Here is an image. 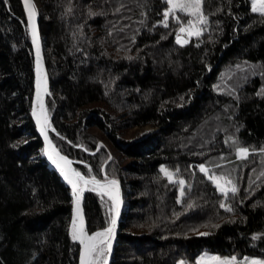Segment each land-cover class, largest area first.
I'll use <instances>...</instances> for the list:
<instances>
[{
  "label": "trees",
  "instance_id": "1",
  "mask_svg": "<svg viewBox=\"0 0 264 264\" xmlns=\"http://www.w3.org/2000/svg\"><path fill=\"white\" fill-rule=\"evenodd\" d=\"M36 4L47 110L61 133L51 139L86 175L91 165L98 178L106 171L120 181L123 211L110 264H195L203 252L264 258V157L250 152L242 160L231 141L235 135L244 146L264 147V17L250 0H206L208 30L184 45L175 40L173 17L167 28L156 23L166 0ZM33 93L25 11L20 0H0V264H78L70 192L43 157ZM145 127L151 133L128 138ZM200 163L237 178L240 192L227 201L234 211L220 207L224 197ZM161 164L185 179L180 201ZM110 206L85 190L89 232L107 226Z\"/></svg>",
  "mask_w": 264,
  "mask_h": 264
},
{
  "label": "snow or ice",
  "instance_id": "2",
  "mask_svg": "<svg viewBox=\"0 0 264 264\" xmlns=\"http://www.w3.org/2000/svg\"><path fill=\"white\" fill-rule=\"evenodd\" d=\"M7 2V0H5ZM231 0H229V3ZM25 7L27 8L28 21L31 28L32 42L36 47L37 59H36V106L33 108V116H35L36 123L40 132L43 134L46 141V147L43 151L46 153L48 159L55 165L57 169L63 175V178L71 186V194L74 198V216L71 221V238L73 241H78L81 245L80 249V264H108L109 257L112 254L113 242L116 239L117 225L121 214V206L123 199L120 190V181L115 175L109 176L105 171L103 178H98L97 175L92 173V166H88V174L72 166V161L69 157L61 152V150L53 144L49 138V129L56 132L57 136L61 133L56 131L52 125L48 110L45 105L43 93L48 91L47 78L42 73V61H41V43L40 36L36 24V6L32 3V0H24ZM206 0H166V6L163 9L162 20H157V24H163L164 27H169L170 16L178 24V28L175 35V40L178 44L184 45L189 43L191 37L201 38L209 27V15L205 10ZM123 8V5L120 6ZM120 8L114 9V11H120ZM11 11V9H9ZM69 12H71V6H69ZM217 8L216 11H220ZM251 11L253 13H259L264 17V0H251ZM90 15H96L91 8L88 9ZM143 23V21H142ZM219 24V21H216ZM80 34L83 36L82 26ZM164 37L162 36L161 39ZM134 39V37H133ZM212 39V36H209ZM128 59H132L128 56ZM210 67V66H209ZM239 67V66H237ZM264 75V73H262ZM218 91H224L217 87ZM231 94L235 95V89H231ZM184 98L181 97V100ZM67 139L66 137H63ZM232 147L235 154L240 159H246L249 157L250 152H258L264 157V147L256 148L254 146H244L240 139L233 135L231 137ZM72 143V141H68ZM103 144V142H100ZM228 143V140H225ZM87 150V149H86ZM224 157L221 156V159ZM108 160L112 159L111 153L107 156ZM264 163V160H262ZM160 171L163 176L167 177L169 182L175 181L179 185V196L177 200L180 201L185 196V184L186 181L182 176H176L175 173L179 172V169H169L166 165L161 164ZM199 171L207 176V179L212 181L218 190L224 197V200L220 202V207L232 212L234 206L227 201L235 199L239 192V182L231 171H217L219 168L216 164L206 165L200 163L198 165ZM255 171V170H254ZM260 176H264V171H261ZM259 179V177H257ZM252 181L249 182V188H251ZM190 187V185H189ZM98 192L103 198L104 194H107L111 201V206L108 211L111 214V218L106 227L99 228L96 231L89 232L86 228L85 212L82 207V201L84 198V192L86 189ZM231 193V195H230ZM243 203V199L240 200ZM193 207L192 203L187 205V208ZM187 210V209H186ZM177 215V213H173ZM234 222V221H233ZM219 227V225H215ZM190 231H196L191 229ZM198 235H208V233H198ZM261 234L257 233L256 236ZM178 264H187L183 259L178 261ZM195 264H240L236 256H219L209 255L204 253L200 255ZM243 264H264V259L259 257H245Z\"/></svg>",
  "mask_w": 264,
  "mask_h": 264
},
{
  "label": "water",
  "instance_id": "3",
  "mask_svg": "<svg viewBox=\"0 0 264 264\" xmlns=\"http://www.w3.org/2000/svg\"><path fill=\"white\" fill-rule=\"evenodd\" d=\"M21 4H22V7L25 11V14H26V20H27V27H28V33H29V37H30V43H31V48H32V53H33V62H34V93H33V98H32V103H31V118H32V121H33V124L35 126V129H36V132H37V135L39 136L41 142H42V145H43V149H45L46 147V141L44 139V136L43 134L40 132L39 130V127L36 123V119H35V116H33V108L36 106V59H37V53H36V47L35 45L33 44L32 42V37H31V28H30V24H29V21H28V15H27V8L25 7V4H24V0H20ZM32 3L35 4L36 6V11H37V16H36V24H37V28H38V32H39V36H40V43H41V61H42V73L43 75L46 76L47 78V87H48V91L46 93H43V98H44V101H45V105H46V108H47V99L48 97L51 95V89H50V83H49V77H48V73H47V69H46V64H45V58H44V46H43V37H42V34H41V29H40V21H39V13H38V8H37V4H36V0H32ZM51 133H54L51 129H49V138L51 139ZM52 140V139H51ZM53 142V141H52ZM54 144V143H53ZM42 149V153H43V157L45 159V161L48 163L49 167L51 169H53L57 175L60 177V179L65 183V185L67 186V188L69 189V192H70V197H71V206H72V210H71V217H70V226H69V230L71 232V221H72V218L74 216V208H75V205H74V198L71 194V186L67 183V181L63 178V175L62 173L60 172L59 169H57L55 167L54 164H52V162L48 159L46 153L43 151ZM72 166H73V163H72ZM74 167V166H73ZM84 197H85V192H84ZM82 207L84 209V198H83V201H82ZM122 211H123V204L121 206V214H120V218H119V221H118V224L120 222V219H121V216H122ZM84 212H85V209H84ZM85 219H86V215H85ZM86 228L88 230V227H87V223H86ZM78 243V246H79V253H78V264H80V249H81V245H79V242L77 241ZM111 257L112 255L109 257V261H108V264H110V261H111Z\"/></svg>",
  "mask_w": 264,
  "mask_h": 264
},
{
  "label": "rangeland",
  "instance_id": "4",
  "mask_svg": "<svg viewBox=\"0 0 264 264\" xmlns=\"http://www.w3.org/2000/svg\"><path fill=\"white\" fill-rule=\"evenodd\" d=\"M250 2H251V0H250ZM151 131H152V129L149 128V127H145V128H134V129H132V130L128 133V138H130V139H135V138H138V137H141V136H145V135H148L149 133H151ZM113 153H114V152H113ZM99 194H100V193H99ZM100 195H101V194H100ZM103 197L109 199V197L107 196V194H104ZM109 200H110V199H109ZM204 253H207V254H209V255H217V254H214V253H211V252H203L202 254H204ZM202 254H201V255H202ZM199 256H200V255H199ZM231 256H233V255H231ZM246 257H249V256H246ZM244 258H245V257H243V258H238V257H237V260L240 261V264H243V262H244ZM262 259H264V258H262ZM177 264H178V263H177Z\"/></svg>",
  "mask_w": 264,
  "mask_h": 264
}]
</instances>
